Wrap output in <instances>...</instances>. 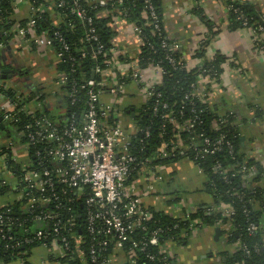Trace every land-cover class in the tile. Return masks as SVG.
Returning a JSON list of instances; mask_svg holds the SVG:
<instances>
[{"label": "built area", "instance_id": "obj_1", "mask_svg": "<svg viewBox=\"0 0 264 264\" xmlns=\"http://www.w3.org/2000/svg\"><path fill=\"white\" fill-rule=\"evenodd\" d=\"M16 2L24 3L27 0ZM107 3L100 2V5L105 6ZM122 3L123 1L120 0L118 6H122ZM145 4L148 18L162 36L163 28L156 7L152 0H145ZM231 9L234 7L231 6ZM35 11L34 7H30L31 14ZM73 13L88 25L86 41L91 46L97 45L96 48L90 47L95 51L92 58L96 59L102 46L99 43L96 28L93 26V18L87 17L81 8H77ZM35 25L36 20L31 16L27 24L28 29L21 30L19 35L23 38L26 34H32ZM244 25L248 27L247 20ZM248 29L255 37L263 31V27ZM133 30L141 43V29L134 25ZM59 36L56 33L50 37L43 33L35 40V43L38 47L52 48L53 40L58 39ZM163 47H170L173 51L182 49L179 42L169 45L166 40L163 41ZM64 50L69 51V46L65 45ZM56 57L60 60L65 55L60 53ZM166 59L174 67L182 65L189 71L197 70L200 73L198 82L192 85L193 91L186 98L194 97L201 102L210 103L209 95L215 85H218V80L206 69V60L204 58L189 60L185 55L183 58L168 55ZM120 63L116 58L111 63H107L105 70L98 69L95 72L101 77L96 85L97 89L88 88L95 85L93 81L88 85L81 84L80 89L73 87V91L68 95L71 103H77V94L80 90L87 96L86 110L80 120L76 119V114H72L68 117L67 124L61 127L47 117L36 118L25 125L27 134L17 133L20 140L25 139V143L21 144L25 149L26 157V161L22 163L24 172L22 177L9 174L7 171L5 157L16 160L13 152L11 151L12 156L3 155L2 165L5 171L0 174L1 182L12 187V195L8 196L10 202L26 200L23 212L27 217L18 219L17 222L27 237L19 238L17 245L42 243V247L54 261L57 260L55 262L58 264H60L58 260L62 258L72 263L76 262L77 258L84 261L85 254L88 256L89 264H123L126 261H129V264H139L140 261V264H173L175 260H178L176 243L172 240L161 243L160 235L163 234V229L152 231L150 238L146 240L134 239L138 231L148 230L144 223L152 219L150 206L144 200L152 197L156 202L159 201L157 184L165 180L162 170L167 166L154 167L152 163L178 155L185 156L187 151L191 150L194 160L190 163L204 175V170L198 161L221 152L225 143V135L212 139L205 132L197 131V125L203 123L200 116L195 115L184 119L182 112L177 116L167 103H163V109L167 112L161 116L162 128L171 124L178 132L190 133L192 137L189 146L186 148L181 140H178L176 144L164 142L153 153V158L141 162L135 151L138 153L145 151V145L141 143V135L150 137L149 130L139 128L133 118L132 127L125 126L120 119V112L114 106L116 103L106 105L103 103V98L108 94L118 101L124 96L129 84L134 83L141 92L144 101L142 107L153 100L160 105L162 93L158 91V88L163 83L166 71L159 63L150 64L143 69L137 64L126 73L119 68ZM107 73H111L112 76L105 78ZM129 76L131 79L126 81ZM60 77L61 83H66V76ZM208 89L209 92H207ZM0 96L3 97L0 100V112L8 124H20L22 114H32L30 104L21 105L2 94ZM225 122L221 121L219 124ZM214 125L217 124L214 123ZM226 144L232 154L234 151L232 143ZM31 146L35 147L33 152H31ZM5 148L13 149L9 146ZM144 163V168H141L138 174L140 176L128 184V180L137 168ZM215 167L223 175L225 174L221 170V164L217 163ZM256 174V167L252 166L248 169V178ZM233 176H236V173ZM61 187L63 191L59 193L57 189ZM66 202H71L74 209H68ZM9 203L1 206L0 209L7 207ZM76 207H80V211L83 212L79 210L77 212ZM210 209V211H221L225 217H232L235 214L233 208L223 205ZM55 211H70V213L63 218ZM186 211L192 210L186 209ZM8 213L11 211L8 210ZM3 215L0 213V236L6 237L4 234L6 223ZM183 220L190 222L191 233L201 226V221L191 220L189 214L185 215ZM34 222L38 224L35 231L32 228L29 230V225ZM83 227L85 234L82 231ZM258 230L259 227L255 223L251 222L248 225L247 231L250 235ZM8 239L13 241L14 237L9 236ZM86 245L88 250L85 251ZM237 248L245 251L247 256L251 255L250 249L242 241H239ZM109 249L110 253H108Z\"/></svg>", "mask_w": 264, "mask_h": 264}, {"label": "trees", "instance_id": "obj_2", "mask_svg": "<svg viewBox=\"0 0 264 264\" xmlns=\"http://www.w3.org/2000/svg\"><path fill=\"white\" fill-rule=\"evenodd\" d=\"M16 1L0 0V46L9 45L19 35L21 30L26 31L28 29L27 24L32 16L36 20V25L33 28L32 34H26L23 37V44L36 48L35 40L43 33H46L50 37H53L56 33L59 34V38L53 40L52 49L56 55L60 53L65 55V57L58 60L56 70L60 76L65 75L67 81L61 86L62 93L64 94L63 100L66 104V108L63 109L65 113L59 114L61 113L60 111L42 108L32 111L31 115L22 114V123L11 125L15 131L19 135L27 134L25 125L31 123L36 118L47 117L61 127L67 124V119L72 114H76V119L80 120L86 110L85 101L87 100V96L84 91L80 90L77 94L78 101L73 104L68 95L73 91L74 86H76V89H80L81 84L88 85L92 81L95 85L89 86L88 88L97 89L96 85L101 80V77L99 74H95V72L98 69L105 70L107 63H111L114 59L118 58L121 61H130L129 57L125 59L116 57L113 51L114 40L117 37V32L113 27L114 17L118 16L128 23L134 24L141 29V43L139 46V54L137 55V64L139 67L143 69L150 64L156 65L159 63L166 71L163 83L158 88V91L162 93V98L160 99L161 104L158 105L155 100L150 101L147 105H144L136 111L135 116L132 117L134 123L139 128L148 129L150 132V137L148 138L145 134L141 135V143L145 145V151L142 153L135 151L138 158L141 159V162L153 158V153L164 142L176 144L178 140H181L186 148L189 146L190 138L192 137L190 133L178 132L171 124H167L164 129L162 128L163 120L161 116L167 112L163 109V103H167L177 116L182 112L184 119L192 118L195 115L200 116L203 123L197 125L196 129L198 132H205L212 139H217L221 135L226 136L221 152L198 161V164L201 163L200 166L204 170V176L206 178L202 191L213 199V204L208 208L199 206L192 211L183 210L184 212L180 215H171L165 211H157L154 207H150L152 219L144 223L148 230L146 232L138 231L134 239L138 241L146 240L150 238L152 231L163 229L164 232L160 235L161 243L172 240L181 246L190 237V222L183 220V217L189 214L191 220L201 221L199 228L228 227V240L230 244L242 241V243L248 246L251 255L247 256L245 251L237 249L229 258L232 263L264 264V241L260 221L261 211L264 208V197L263 190L260 187L253 186L264 174V168L256 160L247 158L242 151L240 131L233 125L234 119L232 114L221 116L210 103L201 102L194 97L190 99L186 98L188 94L191 95L193 91L192 85L198 82L200 73L197 70L189 71L182 65L174 67L166 59L168 55H174L177 58H183L184 55L182 49L173 51L170 47H163V41L166 40L169 45L174 43V41L168 38L165 31L160 0H152V2L157 9L163 28L162 36L155 30L152 22L148 18L145 0H122V6H118L120 0H110L105 6L89 0H27L30 7H34L36 11L30 14L29 19L18 24L13 19ZM227 5L229 9V20L233 29H248L249 27L258 29L263 27V23L250 5L240 3L237 0H228ZM231 6L234 9H231ZM77 8L84 10L87 17L93 18V26L96 28L99 43L102 46L101 52L96 59L92 58L95 51L93 48L91 50L90 47L96 48L97 45L91 46L86 41L89 27L73 13ZM107 11H116V13H108ZM198 14L201 21L206 25L208 32L200 42V49L194 52L192 58H204L206 60V69L220 82L224 72L226 58L219 52L215 55H208V47L216 33L213 31L211 23L203 16L201 9H199ZM246 20L248 27L244 25ZM65 45L69 46V51L64 50ZM256 45L260 51H264L263 42L257 40ZM84 54L87 56L83 57L82 55ZM183 65H185L184 62ZM130 79L129 76L126 78V81ZM207 92H209V89ZM0 94L12 101L21 103V105H29L37 97L34 93L28 95L21 94L15 88L4 87L3 85H0ZM156 109L158 111H155ZM221 121L226 122L219 124ZM214 123L217 125H214ZM227 142H231L234 147L232 154L226 144ZM19 143H25V139L22 138L20 140L19 136ZM138 146L140 147V144ZM34 148V146H31V152L34 151ZM11 151V149L4 147L1 149L2 153L0 152V154L2 156H12ZM193 156L191 150H189L185 156L178 155L174 158L154 161L152 166H170L178 162H190L194 160ZM5 162L9 174H16L22 177L24 172L21 163H18L17 160L12 158L6 159V157ZM217 163L221 164V170L225 172L224 175L220 170L216 169L215 166ZM144 165L145 163L137 168V171L128 180V184L140 176L138 174L141 168H144ZM252 166L256 167L257 174L253 178H248V169ZM234 173H236V176H233ZM1 178L2 176L0 175V196L7 198L9 195H12V187L8 184H2ZM57 191L61 193L63 188H58ZM179 200L178 198L171 199L167 204L171 205L172 203H177ZM25 203L26 200L10 202L7 207L0 209V213L4 214L6 223L4 226V234L6 237L0 236V264H10L15 261H21L23 264H31L29 259L32 256V251L42 247V243L39 242L31 245H17L19 238L27 237L17 222L18 219H25L27 217L23 212V205ZM220 205L233 208L235 211L234 216L225 217L221 211H210V208L216 209ZM66 207L68 209H74L71 202H66ZM8 210L11 213H8ZM76 210L77 212L78 210L79 212H83L80 211V207H76ZM55 212L59 213L58 216L63 218L70 213V211ZM251 222L259 227V230L253 235H250L247 231L248 225ZM37 226L38 224L34 222L29 225V230L32 228L35 231ZM82 231L85 234L84 227ZM9 236H13L14 240L10 241L8 239ZM84 250H88V245L84 247ZM108 253H110V249ZM87 260L88 256L85 254L84 261L77 258L76 262L72 263L68 259L62 258L58 262L60 264H89ZM123 264H129V261ZM173 264L181 263L175 260Z\"/></svg>", "mask_w": 264, "mask_h": 264}, {"label": "crops", "instance_id": "obj_3", "mask_svg": "<svg viewBox=\"0 0 264 264\" xmlns=\"http://www.w3.org/2000/svg\"><path fill=\"white\" fill-rule=\"evenodd\" d=\"M89 1L100 3L109 0ZM227 1L160 0V5L168 38L182 45L183 55L189 60L193 59L194 52L200 49V42L208 32L198 14L199 9L211 23L216 34L207 53L208 55L221 53L225 56L226 63L220 82L215 85L208 100L219 115H233V125L240 131L242 151L247 158L256 160L264 168V53L256 45L257 40L264 43V0H237L250 5L263 23V31L256 37L250 29L231 27ZM14 7L13 19L17 21V24L30 18L28 2H17ZM108 13H116V11ZM133 26L134 24L118 16L114 17L113 27L117 32V37L114 40L113 51L116 57L122 59L129 57L130 61L118 59L121 62L119 68L126 73L133 65H137L139 54L140 41ZM22 39L18 35L9 45L0 47V70H16L15 77L12 79L4 80L0 76V85L15 88L21 94L34 93L37 95L30 104L31 111L48 108V110L55 109L62 112L66 104L63 100L61 77L56 70L58 60L54 50L26 46ZM128 62L130 64H127ZM111 76V73H107L105 78ZM1 99L3 97L0 96ZM103 103L106 105L116 103L114 106L120 112L121 121L125 126L132 127L133 116L132 112L128 114V111L132 108L138 111L144 101L138 87L132 83L129 84L120 100L116 101L115 98L106 94ZM0 117H3L1 112ZM8 125L10 128L6 125V131L0 133V146L15 148L19 144V147L24 148L19 143V136L15 129L10 124ZM15 157L21 164L26 161L24 152H18ZM192 166L193 164L187 161L178 162L167 166V168L170 167L168 174H165L166 168H164L162 174L165 180L157 184L159 201L156 202L152 197H147L144 202L157 211H165L171 215H180L186 209L194 210L199 206L206 208L212 205L213 199L202 191L206 181L205 176L200 174L198 169V173L189 170ZM4 171L5 168L0 167V174ZM253 186L260 187L264 197V174ZM0 198L3 199L2 202L0 201V207L10 202L8 197L0 196ZM177 198L180 199L177 203H183V207L176 206V203L167 204L169 200ZM163 202H166L165 205ZM260 221L264 241V208L261 211ZM217 228L222 231L218 240H216ZM211 242L213 245L219 244L220 250L216 251L214 247H211ZM238 243H229L228 227L198 228L190 233L188 241H185L183 245L176 244L177 261L181 264H236L232 263L229 258L238 249ZM29 262L31 264H58L52 260L43 247L32 251ZM10 264H23V262L15 261Z\"/></svg>", "mask_w": 264, "mask_h": 264}, {"label": "water", "instance_id": "obj_4", "mask_svg": "<svg viewBox=\"0 0 264 264\" xmlns=\"http://www.w3.org/2000/svg\"><path fill=\"white\" fill-rule=\"evenodd\" d=\"M15 74H16V70H13V69H5V70H0V76H1V79H4V80H7V79H12L13 77H15ZM95 75V74H94ZM93 75V76H94ZM3 85V84H1ZM5 86V85H3ZM132 112V116H135V109L132 108L131 111H128V114H130ZM8 125V123H6L3 119V117H0V131L1 132H4L5 129H6V125ZM1 155V154H0ZM40 224V223H39ZM41 227V224L39 225ZM216 240L219 239V237L222 235V231L220 228H217L216 229ZM263 250H264V247H263Z\"/></svg>", "mask_w": 264, "mask_h": 264}, {"label": "rangeland", "instance_id": "obj_5", "mask_svg": "<svg viewBox=\"0 0 264 264\" xmlns=\"http://www.w3.org/2000/svg\"><path fill=\"white\" fill-rule=\"evenodd\" d=\"M61 113H65V111H62ZM61 113H59V114H61ZM2 148H4V146H0V150H1ZM12 152H13L14 155H17L18 152H25V149L22 148V147H19V144H17L16 147L12 149ZM0 162L3 163V156H2V155L0 156ZM190 166H191V165H190ZM193 166H194V165H193ZM193 166H192L189 170L194 171V173H198V172H197V168H196V166H194V167H193ZM0 167H3V165L0 164ZM176 167H178V166H176ZM169 169H170V167H168V168L166 167L165 174H168V172L170 171ZM185 169H186V171H187V168H186V167H185ZM162 198L165 199L166 197H162ZM0 201L2 202L3 199L0 198ZM165 203H166V202H163V205H165ZM175 205H176V206L181 205V207L184 206L183 203H179V204L176 203ZM212 243H213V242H211V247H214L216 251L220 250L221 247H220L219 244H214V245H213Z\"/></svg>", "mask_w": 264, "mask_h": 264}, {"label": "flooded vegetation", "instance_id": "obj_6", "mask_svg": "<svg viewBox=\"0 0 264 264\" xmlns=\"http://www.w3.org/2000/svg\"><path fill=\"white\" fill-rule=\"evenodd\" d=\"M55 107H56V106H55ZM52 110H55V109H52ZM6 125H7V124H6ZM7 127H8V128H10V126H9V125H7ZM6 129H7V128H6ZM6 129H5V131H6ZM0 133H1V131H0Z\"/></svg>", "mask_w": 264, "mask_h": 264}]
</instances>
